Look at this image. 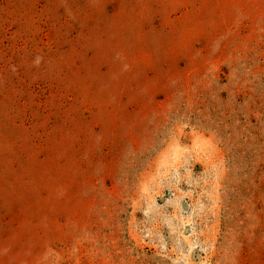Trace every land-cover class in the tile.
Returning a JSON list of instances; mask_svg holds the SVG:
<instances>
[{
  "label": "rangeland",
  "instance_id": "374dc122",
  "mask_svg": "<svg viewBox=\"0 0 264 264\" xmlns=\"http://www.w3.org/2000/svg\"><path fill=\"white\" fill-rule=\"evenodd\" d=\"M112 1L0 0V264H264V0Z\"/></svg>",
  "mask_w": 264,
  "mask_h": 264
},
{
  "label": "trees",
  "instance_id": "16d2710c",
  "mask_svg": "<svg viewBox=\"0 0 264 264\" xmlns=\"http://www.w3.org/2000/svg\"><path fill=\"white\" fill-rule=\"evenodd\" d=\"M106 1V0H105ZM81 2V0H80ZM106 4V11L108 14H114L118 11H120V9L122 7L125 8L126 11L129 12V14H131L132 16H136L137 12L139 11V7H135L133 5V1L132 0H113L112 2H107L105 3ZM103 5V3H102ZM125 5V6H124ZM136 23H137V20L133 21L131 24V27H133V29L136 28ZM139 24H142V21L139 22ZM92 25V24H91ZM101 26V25H100ZM137 29V28H136ZM127 36V35H126ZM104 40L103 41H106V43L108 42L107 40V37L104 36L103 37ZM127 38V37H126ZM135 38H137V34H136V31L133 32V34H129L128 35V40L129 41H132V40H135Z\"/></svg>",
  "mask_w": 264,
  "mask_h": 264
}]
</instances>
